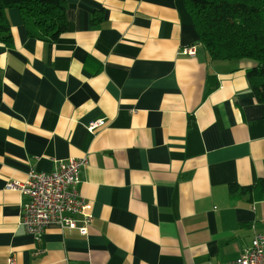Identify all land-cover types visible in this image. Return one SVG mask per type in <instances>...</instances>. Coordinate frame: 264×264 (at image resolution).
<instances>
[{
    "label": "crops",
    "instance_id": "obj_1",
    "mask_svg": "<svg viewBox=\"0 0 264 264\" xmlns=\"http://www.w3.org/2000/svg\"><path fill=\"white\" fill-rule=\"evenodd\" d=\"M66 31L0 42V264H227L264 234V104L250 60L215 61L184 0H66ZM99 14L101 20L94 21ZM104 120L94 133L88 125ZM87 158L89 235L20 225L31 171ZM256 186L230 193V186Z\"/></svg>",
    "mask_w": 264,
    "mask_h": 264
},
{
    "label": "trees",
    "instance_id": "obj_2",
    "mask_svg": "<svg viewBox=\"0 0 264 264\" xmlns=\"http://www.w3.org/2000/svg\"><path fill=\"white\" fill-rule=\"evenodd\" d=\"M198 43L212 60H250L247 72L256 102L264 104V0H184ZM66 0H0V42L12 46V27L6 10L17 9L30 38L55 42L66 31ZM99 22L101 16L94 15ZM2 80L0 78V105ZM264 194V179L260 182ZM230 193H253L256 186H230Z\"/></svg>",
    "mask_w": 264,
    "mask_h": 264
},
{
    "label": "built area",
    "instance_id": "obj_3",
    "mask_svg": "<svg viewBox=\"0 0 264 264\" xmlns=\"http://www.w3.org/2000/svg\"><path fill=\"white\" fill-rule=\"evenodd\" d=\"M194 44L182 49L181 53L195 57L197 47ZM106 125L104 120L91 123L88 131L94 133ZM87 158H70L60 162L51 172L31 171L25 181H9L6 188L25 197L22 203L19 225L40 242L51 226L62 231H77L81 236L89 235L92 216L89 205L79 191L81 172L87 167ZM9 264H15L10 258ZM227 264H264V234L255 233L252 245L235 260Z\"/></svg>",
    "mask_w": 264,
    "mask_h": 264
},
{
    "label": "bare ground",
    "instance_id": "obj_4",
    "mask_svg": "<svg viewBox=\"0 0 264 264\" xmlns=\"http://www.w3.org/2000/svg\"><path fill=\"white\" fill-rule=\"evenodd\" d=\"M89 126V125H88Z\"/></svg>",
    "mask_w": 264,
    "mask_h": 264
}]
</instances>
